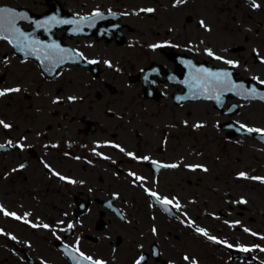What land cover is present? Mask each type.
Returning <instances> with one entry per match:
<instances>
[{"label":"flooded vegetation","instance_id":"flooded-vegetation-1","mask_svg":"<svg viewBox=\"0 0 264 264\" xmlns=\"http://www.w3.org/2000/svg\"><path fill=\"white\" fill-rule=\"evenodd\" d=\"M233 2L0 0V264H264V0Z\"/></svg>","mask_w":264,"mask_h":264},{"label":"rangeland","instance_id":"rangeland-1","mask_svg":"<svg viewBox=\"0 0 264 264\" xmlns=\"http://www.w3.org/2000/svg\"><path fill=\"white\" fill-rule=\"evenodd\" d=\"M192 5H187L183 8V14H193L200 20H212V25L215 30H222L225 27L231 31L244 30L245 24L244 19L241 16L239 9L234 5L233 0H191ZM243 15L248 14L255 15V12L251 10L250 7L244 8ZM229 15V18L224 20V16ZM258 17V15H257ZM249 30L259 29L254 21L249 18L246 20ZM205 27L200 29V32L204 30ZM201 37V36H200ZM254 155V154H252ZM257 203L254 202L253 205Z\"/></svg>","mask_w":264,"mask_h":264},{"label":"snow or ice","instance_id":"snow-or-ice-1","mask_svg":"<svg viewBox=\"0 0 264 264\" xmlns=\"http://www.w3.org/2000/svg\"><path fill=\"white\" fill-rule=\"evenodd\" d=\"M178 2H179V0H178ZM256 7H259V5H256ZM147 11H152V9H148ZM97 15H99V14H97ZM15 16H16V13H15L14 10L7 9V8H0V19H3L5 17H15ZM201 23L203 24V22H201ZM4 38L7 39V37H4ZM157 47H159V45H157ZM208 54L209 55H212V52L209 51ZM228 63H232V62L231 61H228ZM220 75H226V74H220ZM217 79L219 80V75L217 76ZM8 91H11V92H19L20 89L19 88H14V89L6 90V91H0V96L6 95ZM261 99H264V96H262ZM0 125H2L4 128H10L11 127L10 124L4 123L3 121H0ZM248 131H250V132L257 131L258 132L260 130L259 129H248ZM169 167H176V165H169ZM241 175L243 176L244 174L242 173ZM61 179H64V177H61ZM72 182L74 183V181H72ZM152 195L155 196L156 194L155 193H152ZM157 199H159V198L157 197ZM160 202L162 204H171L172 203V201L167 200L166 198L164 200L160 201ZM5 215L15 216L16 219H20V217H18V216L15 215V213L5 212ZM33 227H36V225H33ZM43 227L47 228L48 225H43ZM69 227H71V225H69ZM198 231H200L201 233H203L204 235L207 236V232H205L203 229H198ZM12 239H15V237H12ZM209 239H214V237H209ZM88 259H91V258H88ZM185 259H187V257H185ZM93 264H103V262L102 261H95V262H93ZM137 264H139V261L137 262Z\"/></svg>","mask_w":264,"mask_h":264}]
</instances>
